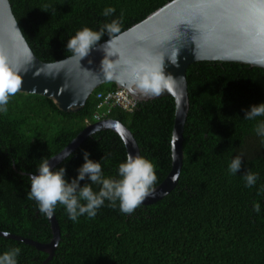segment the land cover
<instances>
[{"label":"trees","instance_id":"1","mask_svg":"<svg viewBox=\"0 0 264 264\" xmlns=\"http://www.w3.org/2000/svg\"><path fill=\"white\" fill-rule=\"evenodd\" d=\"M171 0H9L23 36L38 59L54 62L75 55L67 40L87 27L101 34L92 47L144 19ZM108 8L115 11L104 15ZM116 22L118 31L105 26ZM189 110L183 127V162L174 188L152 204L125 214L105 200L94 218L69 219L57 204L60 238L45 264H264V137L255 131L264 116L248 120L243 109L264 102V68L234 62L201 61L186 71ZM97 87L78 112H63L37 94L16 92L0 110V231L41 243L52 235L47 215L28 198V174L42 159L65 148L95 112L120 122L135 138L139 156L151 161L156 180L171 167L174 102L160 97L137 102L132 113L100 107ZM101 165L106 178L119 179L126 161L122 139L98 130L53 170L66 169L69 181L83 164V152ZM242 157L240 170L229 165ZM256 174L247 187L245 174ZM91 184L90 181H81ZM93 191L100 186L91 184ZM150 189V190H151ZM259 203L260 211L253 210ZM83 203V201H81ZM19 248L17 264H41L47 254L34 246L0 236V255Z\"/></svg>","mask_w":264,"mask_h":264},{"label":"water","instance_id":"2","mask_svg":"<svg viewBox=\"0 0 264 264\" xmlns=\"http://www.w3.org/2000/svg\"><path fill=\"white\" fill-rule=\"evenodd\" d=\"M103 45V51L99 47ZM0 58L20 78L17 92L42 95L63 112H78L92 92L113 83L137 102L171 97L174 120L171 167L141 204H152L176 185L183 162V127L189 110L186 71L195 62H234L264 68V0H171L116 36L54 62L36 57L23 36L9 0H0ZM157 70L168 80L159 94L145 91L140 80ZM111 130L123 141L126 155H139L138 144L120 122L104 119L85 126L65 147L71 152L98 130ZM63 148L50 157L52 169ZM37 172V171H36ZM51 239L46 243L0 231L5 236L53 255L60 229L54 213L47 216Z\"/></svg>","mask_w":264,"mask_h":264},{"label":"clouds","instance_id":"3","mask_svg":"<svg viewBox=\"0 0 264 264\" xmlns=\"http://www.w3.org/2000/svg\"><path fill=\"white\" fill-rule=\"evenodd\" d=\"M114 8L105 10L104 15L114 12ZM109 33L117 32L119 29L115 21L105 26ZM101 39V34L85 27L76 32L67 40L66 49L72 51L81 59L88 56L92 46ZM103 51V45L99 47ZM20 78L12 68L3 60L0 64V110L6 111L9 97L15 95L20 87ZM168 80L157 70L151 76L143 77L139 86L145 91L159 94L163 87L168 86ZM244 116L248 120L264 116V102L252 104L243 109ZM108 119V118H105ZM255 131L264 137V121L256 125ZM92 135V133H90ZM72 156V152L65 148L58 156L60 160H66ZM83 164L77 169V176L70 181L66 179V169L60 167L53 170L49 160L42 159L37 166L36 173L28 174L30 181L29 199H34L42 214L51 216L57 204L63 205L69 215V219L77 221L79 216L87 215L94 218L97 210L104 205L105 200L110 206L115 207L119 201V209L125 214L132 213L150 194V189L155 183L156 175L151 161L139 155L129 154L125 162L119 164V179L106 178L102 174L100 163L89 158L87 151L83 152ZM242 166V157L235 156L229 165V171L237 173ZM257 176L248 172L245 174L247 187L255 185ZM81 181H90L91 184L99 185V191H93L91 184ZM83 201V203H81ZM253 210L260 211L259 203L253 205ZM20 249L15 248L10 252L0 255V264H17L16 256Z\"/></svg>","mask_w":264,"mask_h":264},{"label":"built area","instance_id":"4","mask_svg":"<svg viewBox=\"0 0 264 264\" xmlns=\"http://www.w3.org/2000/svg\"><path fill=\"white\" fill-rule=\"evenodd\" d=\"M96 97L101 98L102 101L99 105L100 107L106 106L110 111L112 108H118L126 113H132L137 106V101L130 97L127 92L122 89H116L114 91H109L104 95L98 93ZM104 113L95 112L93 114L94 122L104 120Z\"/></svg>","mask_w":264,"mask_h":264},{"label":"snow or ice","instance_id":"5","mask_svg":"<svg viewBox=\"0 0 264 264\" xmlns=\"http://www.w3.org/2000/svg\"><path fill=\"white\" fill-rule=\"evenodd\" d=\"M0 64H3V59L2 58H0Z\"/></svg>","mask_w":264,"mask_h":264}]
</instances>
